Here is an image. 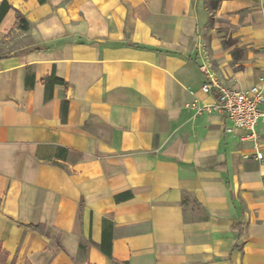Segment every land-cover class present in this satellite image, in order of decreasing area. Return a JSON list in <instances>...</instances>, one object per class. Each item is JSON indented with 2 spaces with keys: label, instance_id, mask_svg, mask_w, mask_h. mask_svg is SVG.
<instances>
[{
  "label": "crops",
  "instance_id": "crops-1",
  "mask_svg": "<svg viewBox=\"0 0 264 264\" xmlns=\"http://www.w3.org/2000/svg\"><path fill=\"white\" fill-rule=\"evenodd\" d=\"M6 1L7 264H264V119L197 110L264 91V0Z\"/></svg>",
  "mask_w": 264,
  "mask_h": 264
},
{
  "label": "built area",
  "instance_id": "built-area-1",
  "mask_svg": "<svg viewBox=\"0 0 264 264\" xmlns=\"http://www.w3.org/2000/svg\"><path fill=\"white\" fill-rule=\"evenodd\" d=\"M214 89L215 101L211 105L199 106L197 110L212 109L223 113L231 121V128L243 131L244 136L255 141V127L260 119H264V109L261 108L264 101L263 89L257 84L246 89H236L213 79L201 85V91L205 94H212ZM262 189L264 191V182Z\"/></svg>",
  "mask_w": 264,
  "mask_h": 264
},
{
  "label": "trees",
  "instance_id": "trees-1",
  "mask_svg": "<svg viewBox=\"0 0 264 264\" xmlns=\"http://www.w3.org/2000/svg\"><path fill=\"white\" fill-rule=\"evenodd\" d=\"M8 9H9V5H8L7 1L2 0V2L0 4V20L2 19V17L7 12ZM16 24H17V27L21 30H26L28 28V23H27L26 19L19 13L17 15V23ZM49 81L51 83H58V84L63 83L62 80L56 79L53 76L50 77ZM24 226L29 228L30 230L38 231L40 234L50 235V232L48 231V229H46V227L44 225L26 224ZM7 257H8V252L0 247V264H7L6 263Z\"/></svg>",
  "mask_w": 264,
  "mask_h": 264
},
{
  "label": "rangeland",
  "instance_id": "rangeland-1",
  "mask_svg": "<svg viewBox=\"0 0 264 264\" xmlns=\"http://www.w3.org/2000/svg\"><path fill=\"white\" fill-rule=\"evenodd\" d=\"M234 55H235V57H238L239 55L240 56H242V54H240L241 53V50L239 51L238 49H234ZM232 58L234 59V56L232 55ZM1 247V246H0ZM2 248V247H1ZM3 249V248H2ZM5 250V249H4ZM6 251V250H5ZM8 255H9V253H8ZM7 259H8V257H7ZM6 263H7V260H6Z\"/></svg>",
  "mask_w": 264,
  "mask_h": 264
}]
</instances>
